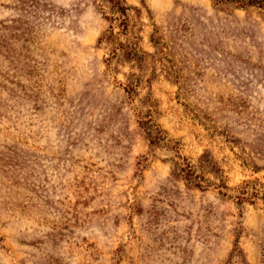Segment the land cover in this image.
<instances>
[{"label": "rangeland", "instance_id": "1", "mask_svg": "<svg viewBox=\"0 0 264 264\" xmlns=\"http://www.w3.org/2000/svg\"><path fill=\"white\" fill-rule=\"evenodd\" d=\"M123 1L0 0V264H264V10Z\"/></svg>", "mask_w": 264, "mask_h": 264}, {"label": "trees", "instance_id": "2", "mask_svg": "<svg viewBox=\"0 0 264 264\" xmlns=\"http://www.w3.org/2000/svg\"><path fill=\"white\" fill-rule=\"evenodd\" d=\"M110 9L118 14L120 17H124L127 19V11L128 7L123 0H105ZM213 5H223L230 4L238 9H248V8H258L264 10V0H211ZM123 25L125 22L123 20L120 21ZM147 136L150 140V133H147ZM152 144V141H150ZM187 178L186 180L193 184L196 188L205 189V186L208 187V183H206V179L200 174H198L190 165H187ZM217 185V188L227 189L225 183L221 181ZM202 182H205L206 185H202ZM237 194L235 195V199L237 200L238 205H242L243 203H247L249 205H254L256 201H261L264 203V183L260 182L258 179H254L252 181H243L241 185L237 188Z\"/></svg>", "mask_w": 264, "mask_h": 264}]
</instances>
